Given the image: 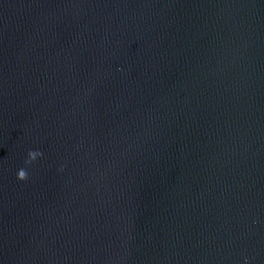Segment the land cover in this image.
<instances>
[{
    "label": "water",
    "instance_id": "1",
    "mask_svg": "<svg viewBox=\"0 0 264 264\" xmlns=\"http://www.w3.org/2000/svg\"><path fill=\"white\" fill-rule=\"evenodd\" d=\"M0 264H264V0H0Z\"/></svg>",
    "mask_w": 264,
    "mask_h": 264
},
{
    "label": "clouds",
    "instance_id": "2",
    "mask_svg": "<svg viewBox=\"0 0 264 264\" xmlns=\"http://www.w3.org/2000/svg\"><path fill=\"white\" fill-rule=\"evenodd\" d=\"M42 153L39 151H30L28 153V159L25 161V164H31L37 157L41 156ZM17 178L21 181L26 180L28 178L27 171L24 168H21L17 173Z\"/></svg>",
    "mask_w": 264,
    "mask_h": 264
}]
</instances>
